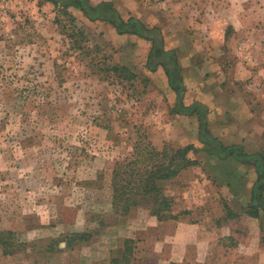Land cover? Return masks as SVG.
Returning a JSON list of instances; mask_svg holds the SVG:
<instances>
[{"label": "rangeland", "instance_id": "obj_1", "mask_svg": "<svg viewBox=\"0 0 264 264\" xmlns=\"http://www.w3.org/2000/svg\"><path fill=\"white\" fill-rule=\"evenodd\" d=\"M89 1L110 2L125 21L158 27L183 70L207 62L212 71L222 68L221 81L259 116L244 141L247 152L264 146V0ZM149 49V41L90 22L74 7L66 14L51 0H0V233H11L0 242V264H109L124 238L138 241L135 264H172L156 256L154 239L146 242L140 227L155 221L146 209L120 216L111 207L113 165L131 154L138 138L157 149L174 147L169 139L192 141L193 122L179 124L171 112L176 94L163 69L146 67ZM118 65L136 78L113 72ZM190 75L201 85L198 73ZM181 77L184 90L193 86ZM203 155L195 153L193 174L165 184L173 215L186 211L183 218L192 223L209 216L205 227L222 228L220 235L248 229L245 209L230 206L228 192L217 197L210 190L220 180L206 174ZM193 198L205 204L197 208ZM225 208L237 228L223 225ZM76 232L91 239L72 240ZM240 242L226 251L233 258ZM220 250L216 258L224 262L229 255ZM239 260L234 264H252Z\"/></svg>", "mask_w": 264, "mask_h": 264}, {"label": "crops", "instance_id": "obj_2", "mask_svg": "<svg viewBox=\"0 0 264 264\" xmlns=\"http://www.w3.org/2000/svg\"><path fill=\"white\" fill-rule=\"evenodd\" d=\"M166 50H174L178 53L176 47ZM179 63L181 65L180 57ZM198 63H200L199 60ZM219 70L222 72L221 74H223L222 68H219ZM187 71L182 69V76L185 79L186 84L188 83L193 86H191V88H186L184 91L183 104L185 106H190L191 104L198 102L207 106L209 132L211 136L220 141L223 146L239 147L245 155L261 154L264 159V146L262 144L259 145V148L256 150L253 148L249 152H247L248 150L244 144L245 139L250 138V132H252V128L257 125L259 120V116L253 110L252 105L242 97L239 92L232 91L233 89L228 86L229 84L225 83V79L221 81V74L218 71H212L208 62L205 66H200V64L196 66V64L192 63L191 66L189 65V67H187ZM191 73L193 75L198 73V76H201V79H203L201 85L195 83L194 80H191ZM170 98L171 103L173 104L174 102L175 104L176 96L170 95ZM176 116L179 124H181L180 122H183L182 120L184 119L193 122V131L191 132V136H189L192 138V141L184 143L181 141L176 142V139H169L171 144L177 148L193 145L195 148H201L196 149L204 152L205 145L200 142L197 117L194 115ZM178 128L180 129L179 125ZM181 135L182 134H179L178 136L180 137ZM179 137L178 140L181 139ZM252 145L254 144H251V146ZM244 148L246 149L245 152L243 150ZM189 157L194 160L193 158L195 157V154L189 153ZM202 160L206 166L204 168L206 174H215L217 179L220 180L217 181V186H213L209 183V188L214 192V195L217 196L218 192H228L230 196V206L233 208L243 207L246 210L248 205L257 204L260 218L257 219L244 214L249 222L248 229L246 227H243L241 231L233 229L230 233L220 235L219 229L222 228H212L211 226L205 227L206 222L203 220H211L209 216L207 218L203 217L200 220H196L194 223L185 220L183 216H179L177 221L168 220L164 222H158L155 218L149 216L150 220H155L151 223L152 225L148 227H140L141 230H145L146 242L150 243L154 239V245L160 250V252L154 251L156 256L166 257L167 262L172 264H189L187 260L190 258L194 259L190 264H206V262L207 264H234L235 260L238 258L240 259L239 262H245L248 260V263L253 264L256 262V264H259L258 258L261 252V240L263 237L262 223L264 222V210H262L261 206V203L264 201V186L260 200H252V188L258 182V175L255 168L236 161L232 156H226L225 159H220L216 155L209 156L206 152H204ZM208 161L211 164L210 167L206 164ZM192 168H194V166L182 171L176 177L177 180H183L182 177H188V174H193L195 170ZM261 182L264 183V181ZM167 196L169 195L167 194ZM203 199L193 198L197 208H201L205 204L203 203ZM176 212L178 213L180 211ZM224 221L226 222H224L223 225L228 227L229 230L231 228H237L233 225L234 221H237L234 215L227 216ZM238 237L240 240H243V242L238 244V249L235 248V250L237 249L235 251L237 257H234V259L233 255L230 256L226 251L229 250V252H231L230 249L234 247ZM223 238L225 241L229 240L230 244L227 245L225 243L224 245H220V241L225 242ZM222 247L225 249L223 254L229 255V257L226 256L224 258V262L217 261L216 258V256L222 258L223 255H221L222 251L220 250ZM153 249L154 246L152 250ZM203 257L205 258V262L201 263V259L199 260V258Z\"/></svg>", "mask_w": 264, "mask_h": 264}, {"label": "trees", "instance_id": "obj_3", "mask_svg": "<svg viewBox=\"0 0 264 264\" xmlns=\"http://www.w3.org/2000/svg\"><path fill=\"white\" fill-rule=\"evenodd\" d=\"M66 14L68 9L74 7L90 22L101 21L115 29L117 34H133L150 42L146 67L155 72L162 68L168 78L169 86L176 94V101L172 107V114L184 116H196L199 124L200 142L205 145L209 156L216 155L220 159L232 156L242 164L253 166L258 175V182L252 188V200L259 201L263 192L264 183V159L261 154L245 155L239 147H225L216 138L212 137L207 122L208 108L204 104L195 102L190 106L183 104L184 89L181 77V65L176 51L166 50L162 33L158 27L147 28L135 19L125 21L112 3L102 2L98 5L90 4L89 0H51ZM71 22L74 19L71 17ZM72 24V23H71ZM113 72L124 75L127 79L136 78L124 66H113ZM193 145L185 147L163 146L157 149L146 137H140L132 146V152L121 161H116L111 172L110 186L112 191L111 207L116 215L128 216L138 208L146 209L150 216L158 222L168 220L177 221L179 216H186L188 212L173 215L172 199L165 193V184L173 181L182 171L196 166V161L189 157V153H197ZM264 210V201L261 203ZM227 216L232 213L225 208ZM244 214L259 219V209L250 204L244 210ZM10 232L0 233V242ZM91 239L89 232H76L72 240L88 242ZM137 240L124 238L118 255L110 259L109 264H135V250Z\"/></svg>", "mask_w": 264, "mask_h": 264}]
</instances>
